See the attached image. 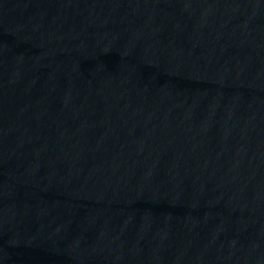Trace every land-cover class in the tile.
Here are the masks:
<instances>
[{
	"label": "water",
	"instance_id": "1",
	"mask_svg": "<svg viewBox=\"0 0 264 264\" xmlns=\"http://www.w3.org/2000/svg\"><path fill=\"white\" fill-rule=\"evenodd\" d=\"M0 264H264V0H0Z\"/></svg>",
	"mask_w": 264,
	"mask_h": 264
}]
</instances>
